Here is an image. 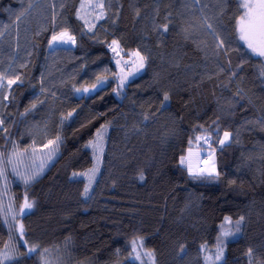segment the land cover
I'll return each instance as SVG.
<instances>
[{"label":"trees","instance_id":"16d2710c","mask_svg":"<svg viewBox=\"0 0 264 264\" xmlns=\"http://www.w3.org/2000/svg\"><path fill=\"white\" fill-rule=\"evenodd\" d=\"M80 2L35 0L29 14L15 22L26 0H0V31L5 32L0 37V70L11 64L24 81L12 86L7 107L0 105L8 130L7 141L0 132V149L9 151L14 141L23 151L44 146L56 135L62 138L57 158L42 175L30 185L22 181L13 185L17 209L25 192L35 201L31 212L20 217L28 245L52 250V264H138L128 258L134 239L142 237L146 249L159 246L166 207L160 203L155 185L168 166L172 146H178V160L171 165L177 190L214 192L223 201L246 202L254 196L264 209V128L244 124L246 119L264 115V80L258 77L262 58L251 56L234 31L233 17L238 19L242 13L235 11L233 0L222 18L231 36L225 47L231 51H220L218 56L212 38L203 30H191L186 38L183 28L193 22V13L184 10L183 0H105L106 16L91 31L76 15ZM164 23L169 24L167 32L158 31ZM65 28L76 38L75 46L50 48L53 30ZM113 40L119 41L126 59L130 58L127 53L136 51L148 57L144 70L127 78L119 93L114 91L119 88L114 75L120 71L118 54L109 47ZM243 61V70H237L236 65ZM233 71L237 76L231 75ZM98 77L107 83L94 93L76 91L97 84ZM41 87L50 91L41 94ZM238 90L243 98L237 100ZM164 93L170 99L161 107ZM37 99L45 103L41 105ZM34 102L36 108L22 115ZM171 107L179 115L178 125L133 129L127 147L118 154L103 155L90 197H84L88 179L73 178L72 173L93 167V151L85 145L94 140L97 131L108 126L105 145L115 121L136 115L146 123L152 114ZM69 112L72 116L61 124ZM237 130L238 140L223 148L212 143L218 178L194 179L187 166L180 164L191 148H206L197 137L211 135L215 141L223 138L224 131L235 136ZM227 229L224 219L218 225L216 244ZM241 239L247 250L253 249L251 264H264V211L256 212L240 234L226 239L227 264H231L228 246ZM8 241V226L0 218V247ZM17 243L24 253L22 241ZM19 264H41L40 257H23ZM240 264H249L246 254Z\"/></svg>","mask_w":264,"mask_h":264},{"label":"snow or ice","instance_id":"6c2138e0","mask_svg":"<svg viewBox=\"0 0 264 264\" xmlns=\"http://www.w3.org/2000/svg\"><path fill=\"white\" fill-rule=\"evenodd\" d=\"M110 2V0H109ZM237 5L235 11L237 13H242L239 15L238 19L234 16L235 22V33L238 39L244 44L250 51L251 56L262 58L261 64L258 66V77L261 80H264V41L260 43L254 42V37L260 36L264 37V0H233ZM35 0H26V7H24L18 14L15 15V22L21 21L22 18L26 17L29 14V10L33 7ZM229 0H183V8L186 11L193 13V22L189 24L188 27L183 28V31L187 34L191 30L200 29L207 33L208 36L212 38L214 54L219 55L220 51H224L226 54L231 51L230 48L225 47L226 41L231 38L228 31L223 26V16L227 10V4ZM52 8L55 9V3H52ZM63 8V4H61ZM91 8L95 15L94 20L99 21L104 19L106 16L105 9V0H96L95 3H92L91 0H81L79 5V10L77 11V17L82 20L86 25H88V30L91 31L95 24L90 22L86 17L89 13L86 11ZM199 12V16H196L195 13ZM139 15V11L136 13ZM171 16L169 12L165 17L166 20ZM56 13L53 12V22L55 21ZM169 27L168 23L159 25L157 30L163 29L164 32H167ZM5 35L4 31H0V37ZM223 37V38H222ZM76 43V38L69 34L68 30L65 28L61 31L53 30L51 38L48 41V46L51 48L56 44H68ZM119 46V41L113 40L109 47L112 49L113 53L117 52ZM130 56L136 57V61H133V64L136 65V72H139L145 67V62L148 57L141 55L139 51L127 53ZM138 61V64H137ZM121 61L117 60L116 64L120 65ZM125 64L128 62L125 61ZM231 66V61L228 62ZM244 63L236 65L237 70H243ZM21 68L25 65H20ZM223 70V69H221ZM134 73L128 72L125 73L123 68L120 73L114 75L117 76L119 82V88L114 89L119 93L120 90L124 88L125 82L129 75ZM233 77L237 76V72L233 71L231 73ZM41 84H43V77L41 78ZM24 83L20 74L16 73L10 64L8 69L0 70V105L7 107V102H9V94L11 92L13 85H22ZM104 83L103 78H97V84L91 86V90H95L97 85H102ZM50 90L44 87H41L40 92L44 94ZM77 92H89L88 87L78 88ZM52 97L55 98V93H51ZM243 98L242 92L238 90L235 94L234 99ZM170 96L167 93L163 94V100L161 102V107H164L165 103L168 102ZM37 102L41 105L45 103L43 100L37 99ZM37 106V103L34 102L30 105L29 108L25 109L26 115L28 112L34 110ZM10 115V113L8 114ZM72 116V113L69 112L67 116L61 118V124L65 119H68ZM148 117H145L147 119ZM245 125H252L253 127L264 128V115L258 116L255 120L246 119L244 121ZM107 125L102 126L96 133L94 140H90L88 144L85 145L86 148H90L93 151V156L95 158V163L91 169L87 172L77 173L73 172L72 177H81L85 176L88 179V183L85 185L83 190V196L86 198L90 197L92 190V184L95 182L96 174L100 171V165L103 162V152H104V136L107 132ZM214 131L219 133V128L214 129ZM0 132L5 133V140L8 139V130L5 126V114L0 112ZM239 130L234 136L232 132L224 131L223 138H218L213 141L211 135L204 137H197V140H203L206 146V155L208 160L205 162L206 167H199L193 169L190 165H187V171L189 175L194 179H216L220 176V173L217 171L215 163V150L211 149L212 143H216L220 148H223L226 143L230 144L234 140H238ZM62 143V138L60 135H56L54 139L48 140L47 144L44 145L45 148L52 146L47 153L46 160L40 161L39 164H36L34 159L31 161L32 171H20V166L24 163L23 158L25 155L30 158L36 156V149L30 147L24 149L23 151L19 150V146L13 141L10 151H0V179H3L4 183L0 185V218L8 226L9 232V241L3 243V247H0V264H19L23 257H31L34 254L40 257L41 264H52V261L49 257L52 255V250L48 248H42L39 244L28 245V241L24 239L25 237V226L20 221V217L26 216L35 205V201H30L27 193H24L23 203L19 206V209L16 210L13 205V198L8 197L7 204L4 203V197L7 196L8 187H7V173L8 167L11 166V171L15 173L27 186L34 182L37 177L43 172L47 161H51L53 156H55L59 151V146ZM180 164L186 165L187 158L181 157ZM140 179L143 180V174H140ZM235 183V181H233ZM246 217L240 215L235 221L231 217H225V224L228 225V229L224 231L220 237L217 238L218 242L216 244L215 250L209 249L207 245H201V259L202 264H227L225 260V249H226V239L230 236H236L242 231V226L245 225ZM221 227H224L222 225ZM234 229V231L232 230ZM15 233V235H13ZM17 241H22L23 246L25 247V252L21 253L19 251ZM131 252L128 254V258L132 261H138L139 264H157L155 250L144 248V242L142 237H138L131 242ZM119 252V250H117ZM186 249L184 246L180 247V252H185ZM249 258V264L252 262L253 258V249L250 247L246 253ZM59 260V257H57Z\"/></svg>","mask_w":264,"mask_h":264},{"label":"rangeland","instance_id":"374dc122","mask_svg":"<svg viewBox=\"0 0 264 264\" xmlns=\"http://www.w3.org/2000/svg\"><path fill=\"white\" fill-rule=\"evenodd\" d=\"M91 2L95 3L96 0H91ZM86 11L89 13L86 18L90 22L97 24L98 21L93 19L95 12L91 8ZM85 26L88 27L86 24ZM68 32L72 35L70 30H68ZM253 39L256 43L264 41V37L260 36H256ZM73 46H75V44L72 43L56 44L51 48ZM117 54V60L121 61L119 65V73L122 68L125 73H134L133 75L128 76L129 79L144 70L143 68L139 72H136V65L133 64V61H136L137 59L136 57L130 56V58L126 59L119 48H117ZM125 61L128 63L125 64ZM106 83L107 81H104V84ZM100 87L102 86L98 85L95 90H91V87H89L90 91L87 92V94L89 95L94 93ZM178 120L179 115L173 107L160 113L152 114L146 123L138 119L136 115L123 117L112 123L108 140L104 145L103 155L109 157L111 155L118 154L122 149L127 147L130 139V132L133 129L146 131L154 124L177 126ZM31 147L36 149V156L34 158H30L25 155L23 158L24 163L20 166V171L31 172L32 159H34L36 164H39L42 160H46L47 153L52 146L45 148L44 146L33 145ZM212 149L213 148L208 150ZM0 151L2 150L0 149ZM58 153L53 156L51 161H47L46 166L40 175H42L54 162ZM208 159L209 158L206 155V148H191L189 150L186 166L190 165L194 170L199 167H206L207 165L205 162ZM214 159L216 163V151ZM177 160L178 146H172L168 166L155 185V190L160 203L164 204L166 207L165 223L159 232V246L155 249L156 261L157 264H202L200 246L208 245L211 248L216 247L218 225L225 219V217L229 215L232 219L236 220L240 215H243L246 217L245 223L248 227L252 216L258 211H264L263 203L254 196H251L246 202H239L233 199L223 201L220 200L219 194L214 192L177 190V177L171 169V165ZM15 181L22 180L11 171V166H9L7 173L8 192L7 196L4 197V203L7 204L8 197H12L14 208L18 210L15 203L13 189ZM3 183V179H0V185ZM181 246L185 247V252H180ZM227 250L230 263L240 264L247 252L244 239L232 243L228 246ZM136 262L139 264L138 261Z\"/></svg>","mask_w":264,"mask_h":264}]
</instances>
